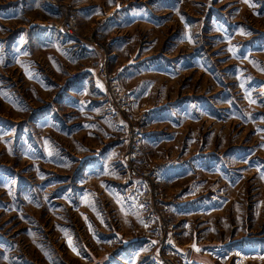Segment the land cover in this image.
<instances>
[{"label":"rangeland","instance_id":"rangeland-1","mask_svg":"<svg viewBox=\"0 0 264 264\" xmlns=\"http://www.w3.org/2000/svg\"><path fill=\"white\" fill-rule=\"evenodd\" d=\"M13 1L0 0V264H153L121 164L124 133L99 88L72 79L89 64L43 47L46 37L27 47L23 30L18 47L13 32L70 16L118 81L126 60L161 61L144 103L175 110L161 129L175 141L143 156L182 170L161 189L179 203L184 264H264V0H28L12 21ZM88 2L114 7L84 24ZM110 47L126 51L110 60Z\"/></svg>","mask_w":264,"mask_h":264},{"label":"crops","instance_id":"crops-1","mask_svg":"<svg viewBox=\"0 0 264 264\" xmlns=\"http://www.w3.org/2000/svg\"><path fill=\"white\" fill-rule=\"evenodd\" d=\"M27 3H29L28 0H14L13 2L8 3V7H11L14 12L12 21L21 18V10L23 8V5H26ZM113 5V3H106L105 6L101 7L99 4L88 2L87 5L80 7L78 11H80V16L84 19L85 24V22H90L95 17H103L110 7H114ZM5 8H7V5L0 6V19L5 18V13H3ZM47 10L49 9L47 8ZM115 17H117V15H115L114 17L112 16V18H107L106 23L110 24V22H112ZM46 21L47 20H44V22L41 23L36 21V19H33L27 22V24L24 23L20 25L19 23L14 28L13 32L17 30L19 36L20 31L23 30L24 34L28 37L27 40L25 39V42H23V44L25 43L27 47H39L36 43L38 36L43 38L46 37L47 39L49 38L45 41L43 47H61V50L64 51V53L67 55V62H69V60L72 61V63L85 61L87 64H89V66L83 67L81 73L87 76V80H91L94 83L95 88H99V94H101L99 98L103 101L105 97V89L102 83L98 80L99 66L101 64V57L98 54V50L89 45L84 46L82 44H79V42L81 41L77 39L61 38L59 33L60 23H56L50 20V22H48L47 24ZM19 39L20 36L18 40ZM118 40L119 42H121V38L116 37L115 43H117ZM15 42L16 40H14V43ZM119 42L118 44L120 45ZM24 45H22L20 39V44L18 45V47H24ZM79 47H83L84 50H78ZM125 51L126 47H110V53H107L110 54V60H113L117 56L121 55L120 53H124ZM160 62L161 61L157 59L148 60V58L146 57H144V59L137 58L134 60H126L124 65H122L120 68L118 67V74L116 72L119 81H122V83L124 82L127 87V90H125V92L127 94L128 100L130 101L131 108L134 109V111H142L147 117L146 134L144 137V149H146L145 157L147 156L148 158H158V155L163 152V149L167 148L169 144H173L175 141L171 139V135L168 136V133L161 131L162 128H167L166 126L170 125V123H174V119L172 116L174 115L175 110L171 107H165L164 104L161 105L158 102L156 103L154 101L151 104L147 105L144 103V101L151 99L153 92L151 91V89L153 88V86H155V83L151 81V84H146L147 86L143 87V82L150 81L153 78L164 77L163 75L165 74V72L159 70L161 64ZM100 84L102 86H100ZM103 111L105 112L104 102ZM107 116L110 118L109 115ZM161 164L162 166L159 172V184L162 189H166L167 186L174 185V183L179 180L180 175H178L177 173L182 172V170L179 168H170L165 164L164 161H162Z\"/></svg>","mask_w":264,"mask_h":264},{"label":"built area","instance_id":"built-area-1","mask_svg":"<svg viewBox=\"0 0 264 264\" xmlns=\"http://www.w3.org/2000/svg\"><path fill=\"white\" fill-rule=\"evenodd\" d=\"M116 10L120 12L122 8ZM59 33L64 38H79L73 16L61 22ZM81 75L82 73H76L72 79ZM98 79L105 89V113L123 131L127 141L121 154V164L130 180L129 194L133 207L141 217L143 237L148 241L147 245L153 248L150 261L153 264H184L186 250L179 249L178 229L172 222L173 212L179 203L166 200L161 189L159 172L162 164L147 162L143 156L147 117L144 113L136 116L121 84L105 71V67L99 71ZM165 164L172 168L176 163L175 160L168 159Z\"/></svg>","mask_w":264,"mask_h":264}]
</instances>
